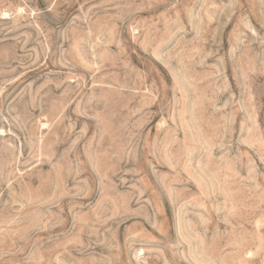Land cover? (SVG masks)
<instances>
[{"label":"rangeland","instance_id":"374dc122","mask_svg":"<svg viewBox=\"0 0 264 264\" xmlns=\"http://www.w3.org/2000/svg\"><path fill=\"white\" fill-rule=\"evenodd\" d=\"M0 264H264V0H0Z\"/></svg>","mask_w":264,"mask_h":264}]
</instances>
